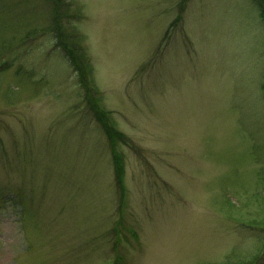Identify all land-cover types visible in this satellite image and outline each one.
Here are the masks:
<instances>
[{
	"label": "rangeland",
	"instance_id": "obj_1",
	"mask_svg": "<svg viewBox=\"0 0 264 264\" xmlns=\"http://www.w3.org/2000/svg\"><path fill=\"white\" fill-rule=\"evenodd\" d=\"M67 2L89 95L51 1L0 0V264H264L263 5Z\"/></svg>",
	"mask_w": 264,
	"mask_h": 264
},
{
	"label": "trees",
	"instance_id": "obj_2",
	"mask_svg": "<svg viewBox=\"0 0 264 264\" xmlns=\"http://www.w3.org/2000/svg\"><path fill=\"white\" fill-rule=\"evenodd\" d=\"M52 3L51 7V15H52V23L50 26L47 27V29H51L55 31V37H56V45L61 48L65 54L68 56V58L74 63L75 69L78 72V75L80 76V81L87 86V93L90 94V91L92 90L91 82L92 77L90 76V71L92 69L88 55L86 51L84 50V47L78 40V34L77 32L71 28L69 30L70 20L68 18L71 16V14L68 12V9H66V3L69 0H49ZM260 4H262L261 14L264 19V0H257ZM75 14L77 12H74ZM74 15V17H77V15ZM68 16V17H67ZM67 17V18H66ZM264 85V83H263ZM93 100H91L92 102ZM97 117L98 120L103 125L107 135L109 136V139L111 141L115 140V138H122L123 133L117 130L114 125L107 119V116L104 115L99 109V106L95 105ZM116 166H115V175H117V178H119L122 182L123 175L125 173L124 171V165L121 160V155L116 153ZM242 264H259L258 263V256L255 255L253 258L247 261H243Z\"/></svg>",
	"mask_w": 264,
	"mask_h": 264
}]
</instances>
